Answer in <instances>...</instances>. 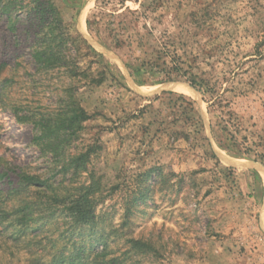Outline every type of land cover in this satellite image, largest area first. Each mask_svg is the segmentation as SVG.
<instances>
[{
    "label": "rangeland",
    "instance_id": "374dc122",
    "mask_svg": "<svg viewBox=\"0 0 264 264\" xmlns=\"http://www.w3.org/2000/svg\"><path fill=\"white\" fill-rule=\"evenodd\" d=\"M54 1L70 30L102 55L90 74L106 66V80L36 72L30 23L11 31L2 18L0 83L9 80L0 90V170H13L14 180L20 169L56 173L32 143L33 125L17 122L12 106L46 112L73 93L92 117L70 151L96 147L88 167L104 198L94 222L75 224L44 207V186L25 191L35 217L0 223V264H59L78 248L77 261L92 264L103 247L117 258L112 264H264V0ZM202 79L207 90L190 84ZM143 185L147 199L127 214ZM11 202L20 204L4 206Z\"/></svg>",
    "mask_w": 264,
    "mask_h": 264
},
{
    "label": "trees",
    "instance_id": "16d2710c",
    "mask_svg": "<svg viewBox=\"0 0 264 264\" xmlns=\"http://www.w3.org/2000/svg\"><path fill=\"white\" fill-rule=\"evenodd\" d=\"M126 0H122L125 4ZM146 1V0H145ZM152 4H158L159 0H147ZM145 6V5H144ZM157 8V6H156ZM151 10L149 7L146 11ZM5 18L6 26L9 30H17V25L23 22L30 23L31 31L26 30V37H30L32 42L29 46V59L35 66L36 72H49L52 70L64 69L65 74L71 78H80L88 84H101L106 80V66L98 72V76H92V66L102 61V55L98 53L80 34L70 30L69 23H66L64 17L55 4L54 0H0V20ZM112 32V30H110ZM32 35V37H31ZM115 37L116 46L123 45L122 40ZM80 38V44L78 42ZM19 41V40H18ZM17 42V41H16ZM83 45H82V44ZM85 45V46H84ZM84 46V48H83ZM85 50V51H84ZM85 52V53H84ZM85 57H92L86 66L82 62ZM7 68L6 63L0 64V74ZM165 80H173V76L168 73ZM9 78L2 80L1 89H5ZM1 82V78H0ZM194 87L206 88L210 86L208 79H202L200 82L192 80L190 83ZM71 92L73 88H67ZM211 91V90H210ZM214 91V90H213ZM212 91V92H213ZM68 100L64 105L60 104L53 110L45 111H24L19 106L13 107V115L17 122L21 124L31 123L34 133L32 143L40 150L42 155L49 156L56 165L57 171L52 176L42 178L38 175L26 172L22 169L15 171L17 178L14 180L10 168H1L0 181L6 184L3 190L6 191V197L3 199V205L0 202V223L9 222L11 215H16L19 224L28 223L34 219L36 206L28 197L22 196L25 191H31V188L40 189L45 187L46 194L45 208L47 210L58 207L62 213L68 215L71 222L75 224H90L96 217L97 204L104 198L101 178L95 176L88 165L92 155L96 152L95 146H89L85 150L75 153L70 151L72 142L85 128V122L92 115L77 102L73 93H68ZM214 98L212 104H215ZM152 169L145 172L143 180L149 181ZM86 173L85 180L76 183V177ZM66 177L70 175L71 182L63 186L64 179L57 180V176ZM146 183V182H144ZM116 188V187H115ZM148 185L138 186L137 192L139 198L133 196L127 200L126 212L136 205L138 199L145 201ZM20 200V204L13 206L7 205L9 200ZM9 205V204H8ZM42 208V206H38ZM43 207V208H44ZM11 221V220H10ZM99 248V247H98ZM78 253L73 254L71 260L61 258L59 264H81L77 259L82 255L83 248L76 249ZM104 251V252H103ZM106 248L100 252L92 264H112L117 258L107 259ZM60 257L58 258V260Z\"/></svg>",
    "mask_w": 264,
    "mask_h": 264
}]
</instances>
